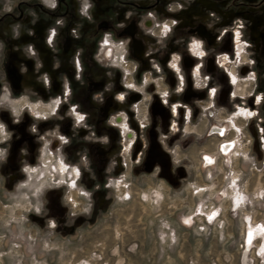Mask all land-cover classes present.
I'll return each instance as SVG.
<instances>
[{
  "label": "rangeland",
  "instance_id": "obj_1",
  "mask_svg": "<svg viewBox=\"0 0 264 264\" xmlns=\"http://www.w3.org/2000/svg\"><path fill=\"white\" fill-rule=\"evenodd\" d=\"M49 1L53 7L43 0H0V35L3 33L5 48L14 44L15 38L24 42L32 38V28L41 15L53 17L58 24L66 17L67 37L74 41L80 38V31L85 33L97 23L102 33L98 59L120 69L123 90L118 99L127 91L143 98L140 106L148 110V141L155 133L169 156L174 179L162 177L157 166L149 172L142 166L133 173L131 164L127 172L122 170L106 181L104 192L110 201L95 225L78 231L73 238L60 239L57 233L35 223L42 193L48 187H58L66 194L71 210L83 212L89 211L92 195L78 186L79 170L63 161L57 152L59 146L45 138L43 125L36 138L10 147L15 137L9 138L0 122V156L1 146L7 143L8 155H15L23 173L11 190L0 181V264H264V147L259 146L256 121L249 117L254 96L264 90V26L250 22L264 11V0H88L86 11L82 0ZM83 5L88 6L85 1ZM145 20L152 21L150 28L144 27ZM164 23L170 28L163 34ZM129 25H135L134 36L143 44L139 57L133 54L132 37L122 33ZM201 27L213 41L198 38ZM237 29L240 43L235 40ZM108 32L114 37L102 46ZM85 37V43L91 42V36ZM196 43L202 46L200 57L192 52ZM240 45L244 49L238 53ZM34 46L38 50V44ZM109 48L111 59L102 57ZM175 56L184 68L178 75L172 68ZM221 56L226 65L219 63ZM188 58L191 67L184 65ZM16 61L17 57L11 56L10 64ZM2 64L1 56L0 68ZM182 81L184 90L191 82L194 94L189 99ZM3 86L0 104L16 116L28 109L36 118H44L60 103L59 97L48 103L13 97ZM160 89L168 92L165 108L172 103L181 105L177 130L171 119L151 113L156 100L163 103ZM223 91L226 99L221 97ZM63 92H68L66 86ZM133 104L131 101L130 109ZM238 108L244 113L232 126L227 118ZM71 112L78 118L81 115ZM118 115L123 121L115 125L126 151L136 134L126 115ZM24 121L26 127L34 122L31 117ZM219 125L226 127L224 137L209 134V128ZM126 132L133 133V139L126 140ZM223 139L236 142L235 149L225 155L219 145ZM206 156L214 160L211 166L205 164ZM70 199L79 205L72 206ZM249 233L252 236L247 243Z\"/></svg>",
  "mask_w": 264,
  "mask_h": 264
},
{
  "label": "crops",
  "instance_id": "obj_2",
  "mask_svg": "<svg viewBox=\"0 0 264 264\" xmlns=\"http://www.w3.org/2000/svg\"><path fill=\"white\" fill-rule=\"evenodd\" d=\"M43 1L53 7L52 1ZM43 11L46 12L44 9ZM37 22L32 28L34 32L32 38L25 39L26 42L23 38H15V43L9 45V48L7 46V49L3 33L0 35L2 36L0 37L2 38L0 39V60L2 56V63H4L0 68V85L6 86L13 97L26 96L32 102L42 103H48L51 99L59 97L60 103L44 118H36L28 109L27 111L22 109L16 116L10 109H5L0 104V122L5 127L9 126L13 129L15 124L31 117V121H34L31 123L32 127L30 125L26 127L24 121L25 129L29 133H37L41 131L43 125L45 138H49L50 142L60 146L63 161L79 170L78 186L92 195L89 211L71 210L66 194L58 187L51 186L42 193L41 207L35 214V223L42 224L52 233H57L60 239L73 238L78 231L94 226L107 212L110 197L104 192L105 183L110 177L116 176L123 170L122 140L118 127L113 123L114 117L123 120L118 114L124 113L129 126L136 134L135 146L138 145V149L136 151L134 147L130 157L132 164L130 168L133 173L141 169L146 157L144 155L148 151L147 123L144 128H141L132 108L130 109L131 102H126L127 94L132 91L125 92L122 100L118 99L119 93L123 90L120 69L111 64L101 63L95 51L85 50L83 31L79 32L80 38L74 41V38L67 37L69 21L66 17H62L58 24L57 21L54 23L53 17L41 15ZM250 22L254 26H264V11L260 13V16L252 18ZM49 29L55 30L54 42L53 30L49 31L46 41ZM50 33L53 34L50 35ZM239 33L237 29L235 40L238 43L242 42ZM35 43L38 44V50L34 46ZM26 46L34 48L32 55L28 53ZM192 47H194L192 52L200 57L202 46L196 43ZM75 48L76 51H74ZM261 49L264 52V35ZM11 56L17 57L15 64H10ZM102 57L107 58L103 52ZM221 57L219 63L226 65L227 61L223 56ZM227 58L229 60V57ZM188 59L192 63V60ZM9 64L12 67L11 70L8 67ZM190 65L187 66L190 67ZM137 75L134 78L139 85L140 78L138 79ZM65 86L68 88L67 95L63 92ZM72 107H76V111L83 115L81 122L76 121L71 112ZM249 109L252 111V118L256 121L257 133H255L259 138V146L262 148L260 137L264 139V90L256 93ZM243 113V108H238L227 120L234 126V119ZM59 138L64 141L60 143ZM224 141L230 140L223 139L221 142ZM13 165V159L7 163L5 158L0 156V171H2L0 181L4 186V179L6 180L8 190L18 184Z\"/></svg>",
  "mask_w": 264,
  "mask_h": 264
},
{
  "label": "flooded vegetation",
  "instance_id": "obj_3",
  "mask_svg": "<svg viewBox=\"0 0 264 264\" xmlns=\"http://www.w3.org/2000/svg\"><path fill=\"white\" fill-rule=\"evenodd\" d=\"M87 2V10L90 8V4H89V2H88V0H83V2ZM77 2V1H76ZM77 5H78V3H77ZM56 6V4L54 5V7ZM93 24V23H92ZM93 28L92 29H89V31H87V32H85V36L86 35H89V36H91V38L90 39H92L91 40V42L90 41H88V40H86V48H85V50H92V51H95L96 52V56H97V59H98V53L100 54V47L98 48V40L100 39V34H102L101 33V30L99 29V25L97 24V23H94L93 25ZM130 26H134V30H132L131 32H130V29H129V27ZM152 26V21L151 20H145L144 21V27L145 28H150ZM108 26L105 24L104 25V28H107ZM52 30H54V29H52ZM122 33H124V34H126V35H128L129 37H132V39H133V43H132V45H131V48L133 49L132 51H133V54L134 55H136V46H137V43H142V41L141 40H139V39H137V38H135V25H129L128 27H126V28H123L122 29ZM193 31V30H192ZM196 31V30H195ZM114 32V31H113ZM197 36H198V38L200 39L201 37H203L202 39L203 40H208V41H213V38H212V36H211V34L207 31V29L206 28H204V27H201V28H199L198 30H197ZM49 35V34H48ZM113 33L112 32H108V33H106L105 35H103V39L104 38H107V39H110V40H112L113 39ZM54 38H55V30H54V37H53V40H54ZM86 38V37H85ZM84 38V39H85ZM137 40V41H136ZM47 41V40H46ZM54 42V41H53ZM85 42V41H84ZM5 44V43H4ZM141 46H143V44L141 45ZM99 49V52L97 53V50ZM3 50H5V48H3ZM27 51H28V53L30 54V55H32L33 53H34V48L32 47V46H28L27 47ZM141 51H142V49H141ZM4 52V51H3ZM105 56L109 59L110 57H111V54H110V49H109V51L107 52V53H105ZM138 56V55H137ZM99 60V59H98ZM213 64H214V62H212ZM4 64V63H3ZM2 64V65H3ZM191 64V62H190V60H187L186 61V65H190ZM182 65H183V63H182ZM183 68V67H182ZM184 69V68H183ZM173 81H174V79L173 80H171V83H173ZM66 93H68V92H65L64 93V95H67ZM135 94L136 93H129V94H127V100H126V102H128V101H132V99L134 98V96H135ZM138 96H139V94H137ZM221 97L223 98V99H226L227 98V92L226 91H223L222 92V95H221ZM139 98H140V96H139ZM168 102V101H167ZM162 105L163 106H167L168 105V103L167 104H164V103H162ZM169 107V106H168ZM73 108V109H72ZM71 109L72 110H76V107H72ZM167 108V107H166ZM165 108V111L168 113V116H167V119L166 120H168V119H171V112L169 111L170 110V107L169 108H167L166 109ZM113 119V118H112ZM122 121L123 120H121L120 118H118V117H114V119H113V123L114 124H121L122 123ZM179 121H180V119H179ZM24 122L22 123H17V124H15V126H14V128L13 129H10L9 128V126L8 127H6V130H7V134L8 133H10V136H9V138H12V137H15V139H11V143L9 144L10 145V147L13 145H18V147L19 146H21V145H23V144H25L26 142H28V139H30V138H36L37 137V135H39L40 134V132H37V133H35V132H32V133H29V131L28 130H26L25 129V127H24ZM219 126H222V125H219ZM225 132H226V130H225ZM128 133H131V132H126L125 134H124V138L126 139V140H131V139H133V133H132V136H128ZM224 135H225V133H224ZM216 136H218V135H216ZM219 137V136H218ZM7 140V135H6V137H5V141ZM64 140L62 139V138H59V142L60 143H62ZM30 143V142H29ZM222 143V142H221ZM220 143V144H221ZM219 144V145H220ZM29 145H31V144H29ZM50 145V144H49ZM7 143H3V145L1 146V148L3 149V153L1 154V156H3L4 158H5V160L7 161V163H10L11 162V160L12 159H14V167H13V170H14V172L16 173V181L17 182H19V181H21V179H22V177H23V173H22V168H20V166H17V164L15 163V155H8V153H7ZM58 146V145H57ZM235 147H236V143H235V145H234V148H233V150L235 149ZM232 150V151H233ZM57 152H59V154L61 155V152H60V146L57 148ZM231 152V151H230ZM229 152V153H230ZM6 153V154H5ZM24 155H25V153H24ZM205 163L206 164H208V163H212L211 162V160H210V158H206L205 159ZM214 163V162H213ZM143 166H144V164H143ZM157 166V165H156ZM158 167V169H159V166H157ZM21 173V174H18V173ZM2 173V171H0V174ZM172 178H173V175H172ZM174 179V178H173ZM4 187H6V189H9V186H8V184H7V182H6V180L4 179ZM7 185V186H6ZM71 200V202H72V204L74 205V207H77L78 205H79V202H77V201H72V199H70ZM69 201V200H68Z\"/></svg>",
  "mask_w": 264,
  "mask_h": 264
},
{
  "label": "built area",
  "instance_id": "obj_4",
  "mask_svg": "<svg viewBox=\"0 0 264 264\" xmlns=\"http://www.w3.org/2000/svg\"><path fill=\"white\" fill-rule=\"evenodd\" d=\"M81 1V0H80ZM81 7L84 11L87 10V6H84L83 5V0L81 1ZM170 25L168 23H164L162 24L161 28H162V32L164 34V32H166L165 30H169V27ZM53 34V33H50V35ZM107 38H104L103 42H102V46L103 45H107L108 41L106 40ZM123 64L126 65L127 63L125 61H123ZM196 72L198 73V69L196 70ZM123 73H124V76L126 77V73L125 71L123 70ZM132 73V70H130V72L127 74V75H130ZM126 82V81H125ZM143 82H146V79H143ZM161 82L158 81V83H156V87L158 88L160 86ZM161 90V89H160ZM159 93V96L162 100V102L164 104H167V99H168V92L164 89H162L161 91L158 92ZM211 94H213L211 92ZM143 100V98H140L134 102V104L132 105V110H133V113L135 115V118L139 124V126L141 128H144L146 126V123H147V115H148V110H147V107L144 108L141 105V101ZM181 105L180 104H177V103H172L169 107H170V112H171V120H172V123L171 125L174 126L177 130V126H178V120H179V107ZM73 109V108H72ZM206 110L208 109V107L205 108ZM74 111V110H73ZM252 116V113H249V117ZM74 117L76 118V121L78 122H81L83 120V115H80V117L78 118V116L74 115ZM184 122L185 123H188L189 121V111L186 112L184 114ZM212 128V127H211ZM211 128H209V134L211 132ZM128 136H132V133H128ZM248 142H250V139H248ZM260 143H261V146L264 147V139L262 137H260ZM134 145H135V138L133 139L132 142H129L128 143V148L126 149V151H124V146H123V143H122V151H121V158H122V167H123V170L125 172H127L128 168L130 167L131 165V160H130V157H131V152L133 151L134 149ZM111 183V182H110ZM69 202H71V200H69ZM72 204V202H71ZM72 206H74L72 204Z\"/></svg>",
  "mask_w": 264,
  "mask_h": 264
},
{
  "label": "bare ground",
  "instance_id": "obj_5",
  "mask_svg": "<svg viewBox=\"0 0 264 264\" xmlns=\"http://www.w3.org/2000/svg\"><path fill=\"white\" fill-rule=\"evenodd\" d=\"M130 29V32L133 30L132 27H129ZM137 41V40H136ZM136 55H138L137 57L141 56V49H142V46H141V42L140 43H137V46H136ZM238 53H241L244 49V45H240L238 48ZM189 60V59H186L185 62H184V65H186V61ZM173 63V60L171 61ZM187 66V65H186ZM188 67V66H187ZM191 67V65H190ZM172 68L174 70V72L176 73V75H178L180 73V70L182 67H180V64L178 62V59L177 57L175 56L174 57V63L172 64ZM174 83V81H173ZM182 83V86L184 85L183 84V81L181 82ZM184 87L183 86V92H185V97L187 99H189L193 93V91L190 89V87H187L185 88L184 90ZM222 95V94H221ZM166 117V115H164V118ZM164 122V121H163ZM225 130H226V127H222V126H214L210 132V134H215V135H218L219 137H223L224 136V133H225ZM235 141L234 140H230V141H224L222 142L220 145H221V152L222 154H227L229 153L230 151L233 150L234 148V145H235ZM206 158H210L211 162L212 163H208L206 165H209L211 166L214 162V160L212 159V157L210 156H206L204 158V162H205V159ZM152 160L151 161V164L154 162V161H158V163L160 164V167H159V171L165 175L167 178H169L171 181H173V178H172V173H171V162H170V159H169V156L167 154H158L157 156H155L154 158H151ZM254 231V230H253ZM255 233V232H254ZM252 234L249 233L248 234V239H247V243L248 241L250 240ZM245 237V236H244Z\"/></svg>",
  "mask_w": 264,
  "mask_h": 264
},
{
  "label": "water",
  "instance_id": "obj_6",
  "mask_svg": "<svg viewBox=\"0 0 264 264\" xmlns=\"http://www.w3.org/2000/svg\"><path fill=\"white\" fill-rule=\"evenodd\" d=\"M188 87H191V82H189ZM194 94V92L192 93V95ZM139 99V96L137 94H135L134 98L132 99L133 102L137 101ZM187 99V98H186ZM151 113L153 115H160L161 118L163 120L167 119L168 113L165 111V107L162 105V103L159 100H156L153 105H152V109H151ZM164 115H166V117L164 118ZM136 151L138 149V145L135 146ZM166 154V152L163 150L161 144L159 143L157 136L155 133H151L150 137H149V147H148V151L145 157V161H144V170L149 172L151 171L156 165L160 167V164L158 163V161H154L151 164L152 160L151 158H154L155 156H157L158 154ZM160 175L162 177H164L165 179H167L168 181H171L169 178H167L165 175H163L160 172Z\"/></svg>",
  "mask_w": 264,
  "mask_h": 264
}]
</instances>
